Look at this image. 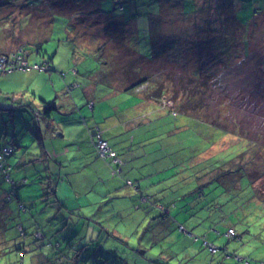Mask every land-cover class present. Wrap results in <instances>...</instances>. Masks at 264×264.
<instances>
[{
	"label": "rangeland",
	"instance_id": "obj_1",
	"mask_svg": "<svg viewBox=\"0 0 264 264\" xmlns=\"http://www.w3.org/2000/svg\"><path fill=\"white\" fill-rule=\"evenodd\" d=\"M23 1L13 0L12 3L6 1L1 3L0 53H9L11 47L16 48L23 45L25 56L30 64L34 65L36 62L42 61L50 62L47 63L45 70L34 66L7 71L0 68V100L6 98L3 91L10 92L11 95L21 89L17 94L28 95L29 92H43L46 84H52L51 74H55L54 71H60V73L66 71L65 75L70 76L72 71L76 74V69L81 70L80 73L84 76L81 78V82L85 85L86 73L92 74L109 65L103 61L109 56L105 54L104 50L97 49L99 44L106 42L108 45L113 44L112 48H115L116 45H120L122 48L123 42H120V39L114 43L112 41L123 36L122 30L126 37L128 36L126 40L129 43L128 46L137 48L138 53L155 66L166 67L164 70L167 72L166 82L169 84V89L163 96H158L160 102H171L169 107L172 109L175 107L187 111L191 108V111H198L200 108L197 107L206 102L209 106H213L212 104L215 105L219 101L228 99L224 101L229 110L228 117L235 116L237 122L232 124L234 128L229 133L224 127H213L216 143L212 145L210 152L217 153V156L221 157L222 153L223 156L226 155L223 152L224 149L243 150L244 146H248L247 158L257 156L254 154L255 150H259V155L262 156L257 163L258 173L254 171L252 174L246 166L242 167L240 172L236 171L231 182L238 179L239 187L233 189L232 192L227 191L228 194H231V196L228 195L229 201H225L215 208L218 209L217 213H221L219 219L222 223L220 225L216 223L219 226L217 228L219 231H214L218 237L213 239V243L215 242L214 244L221 250L212 253L203 246L202 254L210 252L206 256L207 259L191 263L211 264L212 255L222 256L226 246L230 251L247 255L254 263H263L264 255L256 253L258 246L264 247V147L259 146L258 148L257 143L250 145V137L244 135L240 137L236 128L239 125H245L241 115L248 114L247 123H251L253 126L256 124L258 127L260 125L259 129L264 133V88L262 94L255 95V87L264 82V47L262 46V42H264V9L252 20L253 17L249 12V6H247L251 0H220L222 9H220V5L218 8H214L216 0ZM237 3H241L245 7L240 8ZM120 5L124 7L122 8ZM230 10L235 12L236 16H246L242 21L245 28L230 22L225 12ZM221 12H223V16L220 20L217 14ZM5 15H10L13 20L12 18L3 20ZM115 15H119L117 23L115 20L118 17H112ZM255 19L259 23L254 25ZM255 44L259 45L256 49ZM121 48L120 50L116 48L114 52L119 50L118 53H122L125 49L121 50ZM121 58L120 56L118 58L120 64ZM51 65H54L53 70ZM200 65L203 66L204 72L201 67L199 68ZM181 72L184 73L181 74ZM188 73L192 78L195 77L194 79L200 78L196 79L200 82L195 81L196 84H191L187 81L190 77L187 75ZM88 78L91 79V77ZM75 84L74 81L67 84L68 89L76 86ZM146 86L150 90L152 89L149 84L142 85L141 88L148 91ZM81 87L77 88L82 90ZM106 88V85L102 86L101 92H96L95 95H102ZM175 90L178 91L177 94H173ZM183 90L187 93H183ZM182 93L183 95H181ZM175 98H177L176 101ZM31 110L24 111L23 114L29 123V128L36 131V113ZM0 112H2L0 113L1 126L6 127L7 125L6 128L10 130L15 127L16 132L27 129V124L20 117L13 116L1 108ZM185 121L180 118L176 121V125L182 126L181 123ZM175 132H177L178 138L183 141L184 154H187L185 149L190 150L188 148V143L192 140L189 136L190 133L192 137L202 135L200 129L191 127L184 130L179 128ZM201 144L203 145L200 146V149H204L205 143ZM38 150L39 147H36V153ZM30 153L34 152L30 151ZM206 153L209 154V151L201 153L199 156H204ZM237 157H242L241 152ZM253 160L254 158L249 161L247 166H250ZM10 162L13 166L12 176L17 180L15 188L18 196L25 201L28 208L18 211L10 217L1 216L0 219L4 218V220L3 223L2 220L0 221V247L8 248V251L7 257L2 256L0 252V264H46L57 258L56 253L67 249L70 251L71 247L74 252L86 242L89 244L79 259L80 262L86 259L85 264H144L145 260L141 255H138V251H133L136 237H123L122 234H115L114 231H111V236L105 239L100 237L98 232L90 233L88 237L82 236L81 231L84 229L82 221H76L74 215H64L59 212V208L54 202L47 203L45 199L41 200L43 197L39 198L41 196H31L32 198H30L29 195H25L26 191L21 190L22 186L29 185L33 188L36 186L34 179L42 178V174L52 173L51 168L46 169V165L37 163L30 169L31 171L24 173L20 167L16 166L14 159ZM252 167L255 168V166ZM257 174H260V177L254 181L253 188L251 178H255ZM25 175L28 177L27 183L23 181ZM6 180L8 179L6 178ZM6 180L2 177L0 187L11 188L12 182ZM50 194V201L56 200L55 194L53 192ZM10 204L16 206V199L12 200ZM225 212L227 214H222ZM72 216L75 218L72 219ZM154 220L155 218L152 222H155ZM187 226L190 230L193 228V232L196 234L201 228V225L196 221H191V224H187ZM229 226L235 227L241 238L229 236L227 232ZM118 228L128 234L124 226H118ZM136 230L137 222L134 223L133 233ZM24 231L25 234H22ZM174 231L175 238H180L179 242L175 240V244L172 245V248H175V252L178 253V256H175V261L188 260V255L190 252L192 253L193 239L192 241L183 240L184 235L180 230H177V227ZM82 234H85V231H82ZM4 236L6 242L2 244ZM124 240L125 242L129 241V245L132 247H126L123 244ZM154 240L152 238L147 244L152 245ZM160 241L164 240L158 238L154 242L152 247L156 250L154 254H158V251H163V255L167 252L171 253V246L167 247L166 243L162 245L166 241L162 243ZM180 244L183 245L181 249L177 250ZM198 244L202 243L195 240L194 246H199ZM18 246L22 248L19 250ZM13 247L14 249H11ZM151 258L148 255L147 260ZM232 259H234L233 263L245 264L244 261H237L234 256L229 257L227 262ZM159 260L163 261L162 258ZM164 263L166 264L167 261L165 260ZM214 264H217V260H214Z\"/></svg>",
	"mask_w": 264,
	"mask_h": 264
},
{
	"label": "crops",
	"instance_id": "obj_2",
	"mask_svg": "<svg viewBox=\"0 0 264 264\" xmlns=\"http://www.w3.org/2000/svg\"><path fill=\"white\" fill-rule=\"evenodd\" d=\"M75 71L77 73L74 74L72 71L70 76L63 75L66 71L61 73L54 71L56 73L51 74L52 84H46L43 92L17 94L21 89L13 93L14 98L22 96L24 100L34 102H38V98L55 101L56 109L51 111L50 118L41 117L44 130L43 134H38L37 137L38 128L33 131L34 135L31 137L32 130L24 114L16 113L13 101L15 99L11 101L10 92L1 91L6 98L0 100V108L10 114L16 113L27 124V129L18 133L15 127L10 130L4 129L7 125L6 127L0 125V143L12 141L18 143V150L14 155L16 158L13 156L11 158L17 159L16 166L24 173L34 167L32 161L36 157V147H39L38 153L40 151L43 153L44 161L52 171L49 176L36 177L34 179L36 186L33 188L25 185L21 190L24 189L25 195H29L30 198L43 196L47 203L54 202L59 212L74 215L76 218L72 216V219L82 221L84 227L82 231H85V234L81 231L82 236L88 237L90 233L98 232V235L105 239L114 231L123 237H136L138 242L135 243L143 247L150 246L147 242L152 240V233L156 235L159 229L155 226L152 228V220L155 216L162 215L160 212L165 208L172 217V222L174 221L172 226L175 222L177 225L182 224L181 232L185 236L182 239L189 241L193 239L192 253L188 255V260L175 261L178 253L169 255L175 251L172 245L175 244L176 238L175 232H172V238L171 235L168 236L166 242L162 244L166 243L167 247L172 248V252H167L164 257L166 264H192L191 262L207 259V254L212 251L198 236H206L213 243V239L218 237L214 232L219 231L217 224L222 223L219 219L221 213H217L218 209H215L219 204L213 205L215 210L213 206L197 208L195 201L186 204L189 197L184 198V182L191 177V169L187 164L188 154L183 152V141L175 132V120L178 121L180 118L174 117V112L167 101L160 102L158 97L148 96V91L141 88L142 86H139L138 90L137 87L126 86L115 88L114 83L110 85L94 82L92 74L86 73L85 85L73 86L69 90L67 84L76 80L81 81L84 77L80 73L81 70ZM105 85L107 88L104 93L95 95L96 92H101L100 88ZM77 87H81L82 90ZM98 134L108 139L122 157L121 170L114 164V160L108 161L98 155L94 145ZM178 144L179 150L176 151L175 146ZM0 180L2 183L1 177ZM23 181L28 182L27 175ZM2 189L4 188L0 187V192ZM50 192L55 194L56 200L50 201ZM144 194H148L150 198H144ZM214 194L220 196L222 203L230 199L220 186L216 187ZM176 196L179 199H174ZM170 203L172 204L169 207L167 204ZM155 220L158 221V218L155 217ZM191 221L201 225L198 234L193 232V228L188 229L187 224L190 225ZM135 222L137 230L133 233ZM118 226H124L128 234ZM186 233L195 236L193 238ZM195 240L202 244L194 246ZM182 245L180 244L177 250L181 249ZM203 246L210 252L202 254ZM152 247L148 252L156 251ZM257 250L256 254L264 255L262 245L258 246ZM225 252L222 256L212 255L211 264H214V260H217V264H240L233 263L234 259L227 262L228 258L233 256L245 264H258L256 261L252 262L247 255L230 251L228 246ZM229 252L233 254L230 255Z\"/></svg>",
	"mask_w": 264,
	"mask_h": 264
},
{
	"label": "trees",
	"instance_id": "obj_3",
	"mask_svg": "<svg viewBox=\"0 0 264 264\" xmlns=\"http://www.w3.org/2000/svg\"><path fill=\"white\" fill-rule=\"evenodd\" d=\"M10 2L12 3V1L9 0H0V6L2 2ZM23 1V0H22ZM220 0H216V2H214V8H218L220 5V9L222 4H220L219 2ZM262 1V3H261ZM24 2V1H23ZM237 6L240 8H244L245 5L241 4V3H237ZM247 6H249L250 9V13L252 15V20L255 17L256 14H259L263 9H264V0H252L250 1V4H248ZM120 7H124L123 5H120ZM224 12V11H223ZM217 14L218 17H220V20L222 19V13ZM227 18L230 19V22H233L234 24H237L238 26H242L243 28H245L242 24L246 18V16L243 17H239L236 16L235 12H233L232 10L230 11H225ZM121 14V13H120ZM119 14V15H120ZM118 15V16H119ZM118 16H112V17H118ZM0 21H2V16H0ZM5 18H12L10 17V15H5L3 20ZM13 20V18H12ZM119 21V17L117 20H115V22L117 23ZM79 23L81 21H78ZM82 23V22H81ZM259 22L255 19L253 21V24H258ZM241 27V28H242ZM254 28V26H253ZM237 29H239V27H237ZM123 31V36H120V34H118L121 38H117L116 40H112V38H110L113 43L115 41H118V39H120V42L122 43V48H124L125 50L120 53H118V51L120 50V45L119 46H114L113 44H106L102 43L99 44V47H97V49L100 50H104L105 54L109 57H106L105 60H103L104 62L108 63L109 65H107L104 68H100L98 70H96L95 72L92 73V79L94 80V82H101V83H108V84H112L114 83V87L118 88L121 86H126L127 88H135V87H139L142 85H147L149 84L151 86V90L148 86V96L152 95V96H163L165 94V92L169 89L168 88V83L166 82V78H167V72L164 70L166 69V67L164 66H155L154 64L151 63L150 60H146L143 56H141L140 53H138V49L137 48H133L128 46L127 44H129L126 40L128 39L126 37V34H124V30ZM122 35V33H121ZM122 40V41H121ZM262 46L264 47V42H262ZM255 49L259 47V45L257 46V44L254 45ZM12 49H10L8 52L9 53H4L1 52L0 53V68H2L3 70L7 71V70H13V69H24V68H17L14 67L13 69H9L7 68H3L2 66V60L1 57H5L7 58V63L10 62V60H13L16 58V54L21 53L22 55L25 56V49L23 45H19L18 47H11ZM108 48V51H107ZM119 49L117 50V52H114L115 49ZM121 48V50H122ZM122 57L120 61L121 64L118 62V58ZM26 57V56H25ZM255 57V56H254ZM27 58V57H26ZM28 59V58H27ZM29 61V60H28ZM256 62V60H254ZM50 61H42V62H36L35 64H39L42 67H39L41 69L46 68L47 63H49ZM6 63V65H8ZM148 63V64H147ZM30 64V63H29ZM32 67V66H31ZM53 65H51V69H52ZM202 68V72H204L205 70L203 69V66L200 65L199 68ZM38 68V67H35ZM184 72H181V74ZM63 75H65V72H63ZM187 75H189L190 77L187 79V81H189L191 84H196L195 81L200 82L196 79H200V78H196L195 77L192 78V76L188 73ZM170 77V76H169ZM181 80V79H180ZM183 82L185 83V80H183ZM74 83H76V86H84V83H82L80 80H76ZM181 84V83H180ZM71 86V85H70ZM184 87V86H183ZM185 88V87H184ZM202 88V87H200ZM263 88H264V82L262 85L260 86H256L255 87V95L258 96V94H262L263 92ZM197 89V87H196ZM177 90L173 91V94H177ZM167 93V92H166ZM183 93H187L186 91L183 90ZM183 93L181 95H183ZM172 94V95H173ZM15 95L14 94H10V99L12 101L13 100L15 103V111L17 114H21L23 115L24 111H27L29 109H32L31 111H34L36 113L35 117L38 123V131L36 133V137L38 134H43V128L41 125V117L44 116L47 119L50 118V113L52 110L56 109V105H55V101H45L42 98H38V102L39 104H37V102H34L33 100H24L22 96L17 98H14ZM171 98V97H170ZM178 98V97H177ZM177 98H175V101L177 100ZM228 100V99H225ZM225 100L219 101L217 102L215 105L212 104L213 106H209L208 103H204L203 105H200L197 108H200L198 111H191V108H189V110H180V109H176L175 107H173V114L175 118H182L184 120H186L184 123H181L182 126H178L175 125V129L176 131L180 129H187L188 127L190 128H197L198 130L200 129V132L202 133V135H199L200 137L197 136H193L190 133V138H192L191 142L188 143V149L187 150V154H188V167L191 169L190 170V176L188 179L185 180V185H184V192H185V197H189L186 200V204L190 203V201H195L196 202V206L197 208H201L202 206L204 207H212L214 206H220V204L222 203V201L220 200V196L217 194H214V191L216 189V187L218 188L219 186L223 188V191L225 193H227V191L230 190V192H232L233 189H237L239 187V185L237 184V180L235 179L234 182L232 181V178L234 177L233 175L236 174V171L240 172L242 167H247V170L250 171L252 174L254 173V171L256 173H258V170H256V168L258 167V160H260V157L262 155H259V150H255L254 154L257 156H252L249 158H247L246 156V151L248 149V146H244L243 150H235V149H224V153L226 154L225 156H223V153L221 154L222 156L219 157L217 156V153H211L210 152V148L212 147L213 144L216 143V139H215V132L213 130V127H221L226 130L227 133L231 132V130L234 128V126L232 124L237 122V119L235 116L233 117H228V108L225 106ZM92 102V101H91ZM169 104H172L171 102ZM36 105V107H35ZM16 113H12V115L14 116V114L18 117V115ZM241 117L243 118V121L245 122V125H239L236 128V131L240 134H238L240 137L241 135H244L245 137H250V145H253L254 143H257V147L259 148V146L262 148L264 147V133L260 131L259 127L254 124V126L251 123H247L249 118V115L246 114H242ZM245 117V118H244ZM233 119V120H230ZM192 120V121H191ZM177 121V120H175ZM187 122V123H186ZM248 126V128H247ZM257 128V129H256ZM4 129H8V128H4ZM22 131V130H21ZM18 132V133H21ZM177 133V132H176ZM206 133V134H205ZM225 133V134H227ZM31 137L34 135L33 131H30ZM39 138V137H38ZM37 139V138H36ZM38 140V139H37ZM40 141V140H39ZM201 143H205L204 149H200V146L203 145ZM260 143V144H259ZM95 145V144H94ZM179 144L176 147V151L179 150ZM198 146V147H197ZM11 147L12 150L9 154L5 155L3 153L5 148ZM96 149V147H95ZM114 149V148H113ZM18 150V143L15 141L12 142H8V143H0V177L4 178L6 180V178L8 180H10L12 182L11 184V189H2L3 191L0 193V218L2 215H5V217L7 216H11L12 214H15L18 211H22L25 208H28V206L25 204V201L22 200L18 194H17V190L15 188L16 186V181L14 179V177L12 176V170H13V166L12 163L10 162V160L12 158H9L10 156L13 158H16V156L14 157V155L16 154ZM26 150V149H25ZM115 150V149H114ZM97 151V150H96ZM116 151V150H115ZM206 151H209V154L206 153V155L204 156H199L201 155V153H205ZM241 152V156L240 158H238L237 156L240 154ZM98 153V152H97ZM118 158L120 159V161L115 162L114 164L121 170L122 167V157L118 154V152L116 151ZM24 154V153H23ZM22 154V155H23ZM43 153H41V151L39 153H35L36 157H34V161H32L33 166H36L37 163H41V165H46V162L44 161L45 157L42 156ZM19 156V158L22 157ZM99 155V153H98ZM100 156V155H99ZM101 157V156H100ZM257 157V159H256ZM103 158V157H101ZM254 158V160L252 161V164L250 166H247L249 164V161L252 160ZM105 159V158H103ZM17 159H14V161H16ZM108 160V159H107ZM109 161V160H108ZM112 162V161H111ZM178 163V161L176 160V164ZM181 163V162H179ZM252 166H255V168H253ZM47 165H46V169H47ZM49 176L48 173L42 174V177H46ZM260 177V174H257V176L255 178H251V184L254 188V181ZM8 180H6L8 182ZM227 196H231V194H226ZM43 197V196H41ZM39 197V198H41ZM149 199L150 196L148 194H144V198ZM16 199L17 201V205H11L10 202L12 200ZM38 199V198H37ZM36 199V200H37ZM45 199V198H44ZM174 199H179L178 196H176ZM43 200V198L41 199ZM153 201V200H152ZM173 203V202H172ZM167 204L169 207L171 206V204ZM156 204V203H155ZM214 206L212 208H214ZM217 206V207H218ZM196 208V209H197ZM165 208H162V211L158 216H155L157 220H154L155 222H153L154 224H152V228L155 226L156 228H159L156 235L154 233H152L153 239H163L164 241H166L168 239V236L171 235L172 232H175V227H177V230H182V224L177 225V222H175V224H173L172 226V217L169 216V212L165 211ZM154 217V218H155ZM163 217V220H162ZM4 218L0 219V221L3 220ZM213 223H216L215 221H213ZM5 224V222H4ZM16 225H18V222H16ZM162 226V229H161ZM230 228H233L236 232L235 235H231L228 234L229 236H233L235 238H241V236L237 233V230L235 229V227L233 226H229L228 230ZM183 235L184 233L181 232ZM25 234V231L22 233ZM112 234V233H111ZM158 234L160 235L158 237ZM188 236H191L194 238L195 235L186 233ZM21 235V234H20ZM1 236V234H0ZM37 237V236H36ZM157 237V238H155ZM185 237V236H184ZM201 237L200 239L202 241L207 240L210 241V239H208L206 236H198ZM38 238V237H37ZM16 240H18V237L15 238V243L14 245H17ZM154 240V242H155ZM176 240L179 242L180 238H176ZM88 241V240H86ZM138 242V239L136 240ZM135 241V242H136ZM164 241H160V243L164 242ZM4 242H6V237L4 236V240H2V244H4ZM21 242V241H19ZM128 242V243H127ZM125 242L124 240V245L126 247H129V241ZM154 242L152 243V245L147 246L145 245V247L143 246H139L138 243L135 244V246L133 247L134 250L133 251H138V255H141L143 257V259L145 260L144 264H152L153 262L155 264H165L164 261L166 260L165 255H163V251L158 253V254H154V252H148V250L150 249V247H152L154 245ZM159 243V244H160ZM204 243V242H203ZM89 244V242H86L85 244H83L81 247H78L74 252L72 247L70 248V251L67 249L66 251H61V253H56L57 258L55 260H51L49 262H47L46 264H85L86 259H84V261L80 262V255L82 254L83 250L85 249V247H87ZM12 247V246H11ZM132 247V246H130ZM19 250L22 248L20 246H18ZM68 248V247H67ZM11 249H14L11 248ZM218 250H221V248H219ZM7 251L8 248L5 247H0V252L2 256L7 257ZM147 252V253H146ZM217 252V251H215ZM213 252V253H215ZM226 254L228 252H225ZM230 255L233 254V252H229ZM148 255H150L152 258L150 260H147ZM169 255H177V253L174 251L173 253L169 254ZM59 258V259H58ZM163 259V261H160L159 259ZM143 264V263H142Z\"/></svg>",
	"mask_w": 264,
	"mask_h": 264
},
{
	"label": "built area",
	"instance_id": "obj_4",
	"mask_svg": "<svg viewBox=\"0 0 264 264\" xmlns=\"http://www.w3.org/2000/svg\"><path fill=\"white\" fill-rule=\"evenodd\" d=\"M1 60H2V66L3 68H9V69H13L14 67H17V68H28L30 66H34V67H42L41 65L39 64H29L30 62L28 61V59L22 55L21 53H18L16 54V58L13 59V60H10L9 63H7V58L5 57H1ZM6 63L8 65H6ZM47 67V66H46ZM92 103L93 102H90V105L92 106ZM94 144H95V147H96V150L97 152L99 153V155L105 159H108V160H114L115 162H118L119 161V158L117 156V153L116 151L113 149L112 145L110 144L109 140L106 139L105 137L101 136L100 134H98V137L97 139L94 141ZM12 148L11 147H8V148H5L3 153L5 155L9 154L11 152ZM113 162V161H112ZM118 169L120 170L119 166H118ZM228 234H231V235H235L236 232L233 228H230L228 230ZM204 244L206 246L209 247V249L212 251V252H215V251H218L219 247L216 246L214 243L210 242V241H207L204 239Z\"/></svg>",
	"mask_w": 264,
	"mask_h": 264
}]
</instances>
